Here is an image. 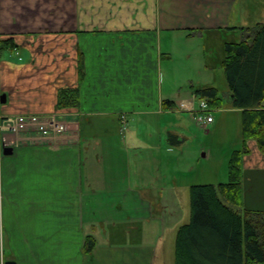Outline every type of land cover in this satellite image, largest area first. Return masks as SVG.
I'll return each instance as SVG.
<instances>
[{"label": "crops", "instance_id": "crops-1", "mask_svg": "<svg viewBox=\"0 0 264 264\" xmlns=\"http://www.w3.org/2000/svg\"><path fill=\"white\" fill-rule=\"evenodd\" d=\"M252 3L0 0V41L14 44L0 51V115H55L68 124L52 140L36 141L31 132L0 139L2 264H98L101 252L116 264H154L165 202L194 185L220 183L194 172L200 162L197 148H188L191 139L201 144L204 132L224 128L231 144L243 147V110L232 107L228 83L223 96L212 86L226 100L213 109L212 123L198 125L192 114L186 120L164 108L166 100L198 106L194 89L164 88L168 39L242 35L241 28L252 27ZM77 88L79 106L59 109V93ZM228 117L235 121L225 129ZM169 134L177 137L173 143ZM247 145L243 207L264 212V151L256 140ZM9 148L13 153L4 154ZM212 171L221 176L223 169ZM88 236L96 240L89 254Z\"/></svg>", "mask_w": 264, "mask_h": 264}, {"label": "trees", "instance_id": "trees-1", "mask_svg": "<svg viewBox=\"0 0 264 264\" xmlns=\"http://www.w3.org/2000/svg\"><path fill=\"white\" fill-rule=\"evenodd\" d=\"M242 40L228 42L222 63L226 81L232 92V107L242 111V142L240 150L232 152L229 181L194 185L190 189V221L179 227L175 244V264H264V212L243 207L242 161L250 152L247 141L256 140L264 151V23L241 28ZM12 40L0 41V51ZM80 63V83L85 78ZM194 89V88H193ZM199 100L212 108H222L223 100L214 87L194 89ZM80 89H65L59 93L58 108L77 107ZM164 108L177 110L174 102L164 101ZM176 136L169 134L173 143ZM96 240L86 238L84 252L92 253ZM0 264L1 221H0Z\"/></svg>", "mask_w": 264, "mask_h": 264}, {"label": "rangeland", "instance_id": "rangeland-1", "mask_svg": "<svg viewBox=\"0 0 264 264\" xmlns=\"http://www.w3.org/2000/svg\"><path fill=\"white\" fill-rule=\"evenodd\" d=\"M251 10V28L253 29L257 23L264 22V0H253ZM242 18L246 20L247 14L245 16V13H243ZM244 35H246L245 32ZM187 36L188 35L185 34H177L173 35L171 40L168 39V53L170 54L168 55V63H164L163 66L164 88L173 91L191 92L193 88L215 86L220 89L221 95L224 94L223 86H227L224 69L222 67V63L225 59V46L228 42L234 43L241 41L242 35L206 33L203 38L197 36L192 40L187 39ZM206 66H209V68ZM225 103L226 100L224 99L223 104ZM178 114L180 115L178 117L185 118L186 120H189L191 115V113L187 111H181ZM234 121L232 117H228L226 123L228 126L225 127V129H230V125H233ZM184 126L186 128V124ZM66 131H68L67 128ZM203 134V136L198 137V140L201 141L203 146L201 151H199L198 148V144L201 145L200 142L193 141V138L188 144V148H197L196 155L200 164L195 167L194 172L199 174L200 171H203L206 176V181L215 177L219 179L215 180V178H213L215 183H226L229 181V156H231L232 151L241 149L242 145H232L229 140V132H225L224 128L220 134L207 135L205 132ZM194 135H197V131H194ZM38 136V134L33 135L32 139L44 141L38 138ZM208 152H211V157L204 156V153L206 154ZM214 169L217 171L223 169V172L221 171V176L214 174L212 171ZM160 215L162 216L160 218L161 240L160 243L157 244L154 264H175L177 230L180 226L188 223L191 217L190 194L176 201L165 202ZM104 242L106 244L109 243V241ZM102 244L101 241L99 247L102 246ZM99 255L104 258L102 259L103 262L101 263L100 260L98 264H116L108 256L106 257L105 253L101 252ZM6 257L7 260H9V256ZM78 260H80V258ZM137 264H145L144 259Z\"/></svg>", "mask_w": 264, "mask_h": 264}, {"label": "built area", "instance_id": "built-area-1", "mask_svg": "<svg viewBox=\"0 0 264 264\" xmlns=\"http://www.w3.org/2000/svg\"><path fill=\"white\" fill-rule=\"evenodd\" d=\"M197 100L198 98L195 97ZM179 111L190 112L198 125H205L213 122L212 107L206 100L198 99V106L195 102L190 104L181 102L177 108ZM124 125L126 122H123ZM68 124L57 118V116H40L19 114L3 117L0 115V139L5 140L4 134L36 133L41 140H52L65 133ZM35 134V135H36Z\"/></svg>", "mask_w": 264, "mask_h": 264}, {"label": "water", "instance_id": "water-1", "mask_svg": "<svg viewBox=\"0 0 264 264\" xmlns=\"http://www.w3.org/2000/svg\"><path fill=\"white\" fill-rule=\"evenodd\" d=\"M5 154L11 155L13 153L12 149H5L4 150ZM4 264H15L14 262H5Z\"/></svg>", "mask_w": 264, "mask_h": 264}]
</instances>
